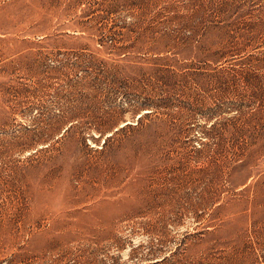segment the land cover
<instances>
[{"label": "rangeland", "instance_id": "rangeland-1", "mask_svg": "<svg viewBox=\"0 0 264 264\" xmlns=\"http://www.w3.org/2000/svg\"><path fill=\"white\" fill-rule=\"evenodd\" d=\"M0 264H264V0H0Z\"/></svg>", "mask_w": 264, "mask_h": 264}]
</instances>
